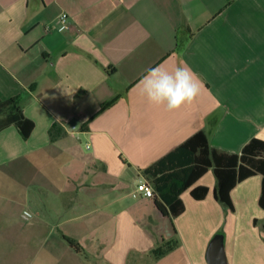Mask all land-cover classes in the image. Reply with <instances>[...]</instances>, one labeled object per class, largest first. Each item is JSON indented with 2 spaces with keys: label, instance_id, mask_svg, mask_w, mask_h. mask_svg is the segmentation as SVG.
Listing matches in <instances>:
<instances>
[{
  "label": "crops",
  "instance_id": "crops-1",
  "mask_svg": "<svg viewBox=\"0 0 264 264\" xmlns=\"http://www.w3.org/2000/svg\"><path fill=\"white\" fill-rule=\"evenodd\" d=\"M161 65L196 74L191 105L147 101L137 85ZM10 98L34 129L3 126L0 109V264H208L215 236L227 264H264L261 174L232 189L230 208L209 169L194 184L206 197L184 191L175 218L137 190L144 168L199 130L229 152L264 140V0H0Z\"/></svg>",
  "mask_w": 264,
  "mask_h": 264
},
{
  "label": "trees",
  "instance_id": "trees-1",
  "mask_svg": "<svg viewBox=\"0 0 264 264\" xmlns=\"http://www.w3.org/2000/svg\"><path fill=\"white\" fill-rule=\"evenodd\" d=\"M114 101L111 100L103 107H108ZM4 108L6 118L2 125L15 124L22 135L28 138L34 129V122L24 115L14 98L0 102V109ZM209 169L213 170L216 179L214 197L230 208L233 207L232 189L244 179L261 174L263 178L259 202L264 207V140L257 137L251 138L236 153L213 147L205 131L199 130L144 168L142 174L154 188L157 207L165 215L175 218L185 209L181 197L184 191L190 189L191 196L196 200L206 197L208 186L194 184ZM262 227L264 230V220ZM69 242L80 249L75 240L69 239ZM173 245L158 247L154 253L163 255Z\"/></svg>",
  "mask_w": 264,
  "mask_h": 264
},
{
  "label": "clouds",
  "instance_id": "clouds-1",
  "mask_svg": "<svg viewBox=\"0 0 264 264\" xmlns=\"http://www.w3.org/2000/svg\"><path fill=\"white\" fill-rule=\"evenodd\" d=\"M137 86L150 104L165 106L169 112L191 105L200 92L198 77L184 65L171 71L162 65L150 68Z\"/></svg>",
  "mask_w": 264,
  "mask_h": 264
},
{
  "label": "built area",
  "instance_id": "built-area-1",
  "mask_svg": "<svg viewBox=\"0 0 264 264\" xmlns=\"http://www.w3.org/2000/svg\"><path fill=\"white\" fill-rule=\"evenodd\" d=\"M70 26H71V22H70L69 14L66 11L60 12L59 15L57 16V29L60 31L66 30V29H69ZM45 29L47 31L52 29L51 24L45 25ZM137 190L142 192L143 195L146 197L152 198L155 196L153 186L146 179H144L138 183Z\"/></svg>",
  "mask_w": 264,
  "mask_h": 264
},
{
  "label": "water",
  "instance_id": "water-1",
  "mask_svg": "<svg viewBox=\"0 0 264 264\" xmlns=\"http://www.w3.org/2000/svg\"><path fill=\"white\" fill-rule=\"evenodd\" d=\"M207 260L208 264H227L221 236H215L212 239L207 252Z\"/></svg>",
  "mask_w": 264,
  "mask_h": 264
},
{
  "label": "rangeland",
  "instance_id": "rangeland-1",
  "mask_svg": "<svg viewBox=\"0 0 264 264\" xmlns=\"http://www.w3.org/2000/svg\"><path fill=\"white\" fill-rule=\"evenodd\" d=\"M188 193H189V191L188 190H186Z\"/></svg>",
  "mask_w": 264,
  "mask_h": 264
}]
</instances>
